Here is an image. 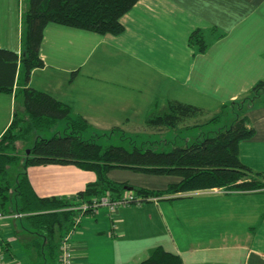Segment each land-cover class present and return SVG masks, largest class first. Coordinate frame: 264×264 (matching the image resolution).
<instances>
[{
	"label": "crops",
	"instance_id": "crops-1",
	"mask_svg": "<svg viewBox=\"0 0 264 264\" xmlns=\"http://www.w3.org/2000/svg\"><path fill=\"white\" fill-rule=\"evenodd\" d=\"M27 8L28 0H0V49L20 56ZM120 24L119 35L48 24L39 49L43 65L30 72L26 86L19 71L13 91L0 93V137L22 104L15 92L26 87L86 121L89 127L78 136L91 141L137 136L133 127L145 122L154 104L156 114L165 108L159 101L179 102L206 114L244 102L254 134L238 144L239 160L252 172L263 173L264 87L253 99L251 91L264 83V0H139ZM194 31L206 38L203 53L188 44ZM184 125L180 133L202 128ZM40 131L29 146L49 139ZM202 137L198 133L197 139ZM18 171L35 195L46 199L74 200L96 181L93 172L74 165L21 162ZM107 178L149 191H163L179 181L127 169H113ZM174 197L119 206L112 213L99 207L83 214L71 237L72 264H141L158 247L178 255L182 264H264V191L213 189ZM16 200L10 202L11 209ZM61 236L56 228L53 257L25 221L7 217L0 221L3 264H58Z\"/></svg>",
	"mask_w": 264,
	"mask_h": 264
},
{
	"label": "trees",
	"instance_id": "trees-1",
	"mask_svg": "<svg viewBox=\"0 0 264 264\" xmlns=\"http://www.w3.org/2000/svg\"><path fill=\"white\" fill-rule=\"evenodd\" d=\"M138 1L28 0V8L22 16L20 56L0 49V93L13 91L19 71H22L23 84L26 86L30 72L43 65L39 49L43 30L48 24L98 35H119L123 32L121 17ZM188 44L197 53H203L208 47L206 38L200 31L191 33ZM263 87L264 83H258L251 91V99ZM14 97L15 100L21 98L22 104L15 107L11 124L0 137V211L4 214L21 215L20 219L37 236H42L53 257L55 229L63 236L72 227L77 214L73 208L89 204L102 196L107 195L111 200H118L126 189L144 202L152 198L171 200L182 193L213 189L230 193L264 191V172H252L241 164L238 156V144L254 134L244 115L247 103L221 106L219 112L206 124H217L228 118L227 116L234 117L224 130L214 136H204L189 144L174 146L170 151L159 152L135 145L102 146L82 140L78 134L89 126L79 116L74 117L67 106L28 87L17 90ZM159 102L166 103L164 111L154 113V104L144 123L145 128L156 133L175 130L186 120L206 114L196 107L179 102ZM61 120L67 121L68 134L38 139L29 146L37 131L50 130ZM114 131L116 130L109 133ZM17 143H22L29 154L19 157L20 154H16ZM21 162L25 166L74 165L93 172L96 181L79 192L74 200L39 198L26 175L18 171ZM113 169L175 177L179 181L168 185L163 191H149L111 182L107 174ZM14 198L17 199L16 204H12L14 209H11L10 202ZM141 264H182V261L178 255L158 247Z\"/></svg>",
	"mask_w": 264,
	"mask_h": 264
},
{
	"label": "rangeland",
	"instance_id": "rangeland-1",
	"mask_svg": "<svg viewBox=\"0 0 264 264\" xmlns=\"http://www.w3.org/2000/svg\"><path fill=\"white\" fill-rule=\"evenodd\" d=\"M220 110V109H219ZM217 112L210 113V114H203L205 117H198L194 119L186 120L185 127H195V125L201 126L200 130H197V132H191L189 134L180 133V129L177 128L175 130L170 131H164L162 133H156L154 131H151L148 128L144 127V123L140 125V127H133L136 129L135 131H138L137 136L131 135L129 137H126L128 139H121L119 137L114 138H94V141L86 139L84 136H82L83 140L90 141L97 143L102 146L106 145H122L126 147L131 146H137L140 148H149L155 151L163 152V151H170L174 146H182L189 144L193 142L194 140L197 141L198 133H203L204 136H214L217 132L220 130H224L228 124L230 123V119H232L234 116H227L228 118L220 121L217 124H206L205 120L209 121L214 115H216ZM157 111V110H156ZM159 113H162L164 109L161 107V109L158 110ZM158 113V112H157ZM66 122L61 120L57 123L56 127L52 130H43L40 131L43 138H52L55 134L59 136H65L67 134V128H66ZM197 126V127H198ZM134 134V133H132ZM194 135V138H193ZM196 136V138H195ZM187 137V138H186ZM200 137V136H199ZM16 154H20L19 157L23 158L25 154H27V149L25 150V147L22 146V143H17L16 146ZM221 190V189H219ZM223 192H226L225 190H221ZM158 198H153L151 200L156 201Z\"/></svg>",
	"mask_w": 264,
	"mask_h": 264
},
{
	"label": "built area",
	"instance_id": "built-area-1",
	"mask_svg": "<svg viewBox=\"0 0 264 264\" xmlns=\"http://www.w3.org/2000/svg\"><path fill=\"white\" fill-rule=\"evenodd\" d=\"M142 203L141 200H138L132 193H126L123 197L118 200H111L109 196H102L97 199L92 200L91 203L83 204L78 207H75L77 212L72 227L63 234L58 245V264H72L73 255L71 250V237L76 229V226L80 223L81 216L86 212H93L99 207H106L110 213L114 212L119 206H127L130 204ZM7 217L11 218H20L19 214H10L6 215L0 212V221L6 219ZM0 264H3L2 256L0 255Z\"/></svg>",
	"mask_w": 264,
	"mask_h": 264
},
{
	"label": "water",
	"instance_id": "water-1",
	"mask_svg": "<svg viewBox=\"0 0 264 264\" xmlns=\"http://www.w3.org/2000/svg\"><path fill=\"white\" fill-rule=\"evenodd\" d=\"M27 154H29V151H27Z\"/></svg>",
	"mask_w": 264,
	"mask_h": 264
}]
</instances>
